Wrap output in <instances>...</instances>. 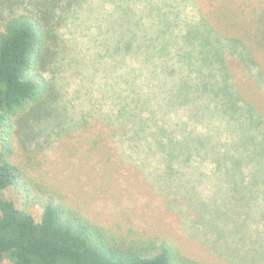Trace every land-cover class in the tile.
I'll use <instances>...</instances> for the list:
<instances>
[{
	"label": "rangeland",
	"instance_id": "obj_1",
	"mask_svg": "<svg viewBox=\"0 0 264 264\" xmlns=\"http://www.w3.org/2000/svg\"><path fill=\"white\" fill-rule=\"evenodd\" d=\"M50 1L20 0L15 9L41 16ZM73 1L53 11L66 9L57 12L58 41L43 73L53 87L51 104L36 122L17 125L13 160L29 180L59 192L111 233L166 240L200 264H264V167L243 169L235 154L225 164L220 137L210 144L218 151L213 157L191 153L197 135L175 141L169 127L189 120L188 108L174 105L203 115L207 96L199 89L216 83L179 65L182 49L191 52L207 22L235 61L231 73L257 90L263 57L252 52L257 68H245L250 59L242 48L230 50L223 26L239 25L243 33L264 17V0H172V7L171 0ZM159 10L178 15V28L159 20ZM6 16L0 11V19ZM164 71L178 73L169 88L175 86V100L158 88ZM121 113L133 120L123 121ZM201 123L190 121L205 130ZM239 141L245 143L241 134Z\"/></svg>",
	"mask_w": 264,
	"mask_h": 264
},
{
	"label": "trees",
	"instance_id": "obj_2",
	"mask_svg": "<svg viewBox=\"0 0 264 264\" xmlns=\"http://www.w3.org/2000/svg\"><path fill=\"white\" fill-rule=\"evenodd\" d=\"M173 1L169 7L174 6ZM19 2L0 0L1 13H7L0 19V264H200L184 257L166 240L135 239L109 232L71 208L59 192L29 180L13 160L12 138L17 125L36 122L51 104L53 87L43 73L58 41L52 32L57 12H66L64 9L53 13L58 6L62 8V0H51L48 5L45 2L46 9L41 16L18 13L15 7ZM80 2L74 0L71 6ZM159 12V20H171V27H177L178 15ZM207 25L204 36L195 35L190 53L184 46L179 65L197 72L201 70L202 78L206 75L209 81L216 79V83L207 82L200 89L195 85L207 96L203 115L195 114L186 104L174 105L188 108L189 120L179 119L169 124L172 137L176 141L183 135L196 134L190 152L211 157L218 151L210 144L220 137L227 143L219 148L223 150L225 164L230 163L235 154L237 165L243 169L264 167V99L261 96L264 76L258 72L261 80L257 90L250 82L238 80L231 73L235 61L219 41L222 36L209 22ZM251 25L244 28L243 33L239 32L243 30L239 25H224L230 36L223 40L232 51L235 47L242 48L243 55L250 61L252 52L264 59V17H257V23L255 19ZM117 40L121 41L119 35ZM250 61L244 67L257 68L256 62ZM164 74L158 88L164 92L166 100H175V86L173 90L169 88L173 87L172 78L178 73L164 71ZM130 108L129 103L127 109ZM158 113L164 114V108H159ZM121 117L123 121L133 120L124 113ZM191 119L202 121L200 125L206 129L193 128ZM244 127L246 129L240 131ZM240 134L243 144L239 141ZM244 134H248V138L242 137ZM166 137L168 135L160 133V139ZM233 143L239 146L233 147ZM224 162L218 161L217 165ZM31 207L39 208L40 214H33Z\"/></svg>",
	"mask_w": 264,
	"mask_h": 264
}]
</instances>
